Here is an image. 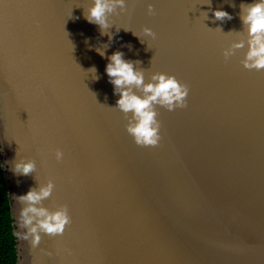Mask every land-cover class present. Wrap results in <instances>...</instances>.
Segmentation results:
<instances>
[{
	"label": "water",
	"instance_id": "1",
	"mask_svg": "<svg viewBox=\"0 0 264 264\" xmlns=\"http://www.w3.org/2000/svg\"><path fill=\"white\" fill-rule=\"evenodd\" d=\"M251 2L126 0L101 35L84 19L91 0H0V164L13 231L15 196L49 180L43 206L66 204L72 220L34 249L16 237V264H264V70L241 66L246 48L222 55ZM217 9L233 19L213 22ZM117 50L146 80L164 72L189 85L187 108L157 109V148L136 146L109 108L119 97L105 66ZM20 158L36 171H10Z\"/></svg>",
	"mask_w": 264,
	"mask_h": 264
},
{
	"label": "clouds",
	"instance_id": "2",
	"mask_svg": "<svg viewBox=\"0 0 264 264\" xmlns=\"http://www.w3.org/2000/svg\"><path fill=\"white\" fill-rule=\"evenodd\" d=\"M207 5L211 6L210 0ZM235 7V5H230ZM117 10L123 13L127 11L126 0H91L84 19L98 26L101 35L107 34L112 25L109 17L117 14ZM205 19L208 13L203 12ZM147 14L153 15L154 8L151 4L147 6ZM239 20L241 30L235 32L240 37L232 42L222 51L227 61L236 54L237 50L245 49L240 64L245 70H264V0H252L251 3L239 5ZM213 22L221 23L230 21L233 16L224 10H213ZM216 29L221 28L217 27ZM120 28H116L119 32ZM125 31H128L124 29ZM142 34L152 39L156 38L150 28H142ZM135 35V34H134ZM137 36V35H136ZM140 38L139 36H137ZM112 36L109 35V41ZM141 43H144L141 40ZM108 47V44H105ZM106 47V48H107ZM105 48V49H106ZM96 51L102 57L105 52L99 48ZM105 73L108 82L113 86V94L118 95L114 108L122 113L126 123L124 130L131 137L133 143L142 148H157L163 137L161 135L162 124L158 119V108L172 112L185 109L188 106L189 85L178 80L174 75L164 72H153L145 78V69L138 67L140 61L124 59V53L117 50L107 57ZM93 76V80L99 79L97 70L93 66L87 70ZM139 93V94H137ZM3 139L0 140V151H2ZM64 153L60 149L54 151L57 162L63 159ZM6 163H10L7 162ZM10 171L16 175L28 176L36 171V164L32 159L20 158L11 165ZM54 189L51 180L35 188H30L24 195L15 196L20 205L17 224L21 231L15 236L27 241L31 248H36L41 242V234L49 237L62 236L65 230L71 226L72 220L66 204H60L52 209L43 206V201L48 199ZM71 255V249L62 250ZM51 256V252H46Z\"/></svg>",
	"mask_w": 264,
	"mask_h": 264
},
{
	"label": "trees",
	"instance_id": "3",
	"mask_svg": "<svg viewBox=\"0 0 264 264\" xmlns=\"http://www.w3.org/2000/svg\"><path fill=\"white\" fill-rule=\"evenodd\" d=\"M12 221L8 186L0 164V264H16V236Z\"/></svg>",
	"mask_w": 264,
	"mask_h": 264
}]
</instances>
